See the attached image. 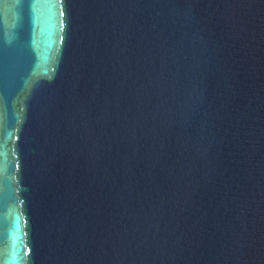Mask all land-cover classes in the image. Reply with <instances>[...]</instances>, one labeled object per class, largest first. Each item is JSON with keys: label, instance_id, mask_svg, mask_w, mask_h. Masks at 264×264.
<instances>
[{"label": "water", "instance_id": "95a60500", "mask_svg": "<svg viewBox=\"0 0 264 264\" xmlns=\"http://www.w3.org/2000/svg\"><path fill=\"white\" fill-rule=\"evenodd\" d=\"M0 264H264V0H0Z\"/></svg>", "mask_w": 264, "mask_h": 264}]
</instances>
